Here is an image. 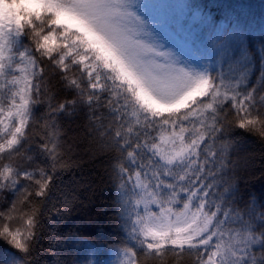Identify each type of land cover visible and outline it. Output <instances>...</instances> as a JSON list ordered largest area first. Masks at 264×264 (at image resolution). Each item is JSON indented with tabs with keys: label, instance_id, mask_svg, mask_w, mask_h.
<instances>
[{
	"label": "snow or ice",
	"instance_id": "snow-or-ice-1",
	"mask_svg": "<svg viewBox=\"0 0 264 264\" xmlns=\"http://www.w3.org/2000/svg\"><path fill=\"white\" fill-rule=\"evenodd\" d=\"M195 23L211 27L195 4L0 0V92L11 91L0 101V198L12 197L0 210V242L16 250L4 264H36L42 219L73 167L62 115L82 116L101 152L116 154L120 215L148 253L179 256L187 246L197 264H264V202L241 196L230 158L236 129L264 141V47L249 87L246 31L217 33L209 49ZM17 156L27 167L12 163ZM18 205L28 208L22 226L13 224ZM80 244L95 256V244ZM114 251L126 258L119 264H135L131 249Z\"/></svg>",
	"mask_w": 264,
	"mask_h": 264
},
{
	"label": "trees",
	"instance_id": "trees-1",
	"mask_svg": "<svg viewBox=\"0 0 264 264\" xmlns=\"http://www.w3.org/2000/svg\"><path fill=\"white\" fill-rule=\"evenodd\" d=\"M187 4L198 5L211 16V27L199 23L193 25L199 29L200 38L209 49L214 47V42H220L216 38L217 33L224 35L237 25L246 31L247 46L254 60V71L248 86H255L261 66L258 49L264 47V0H187ZM238 58L239 53L234 54V59ZM212 60L214 65V57ZM44 63H48L46 59ZM223 70L233 79L238 75V70L235 73L229 72L227 63ZM216 71L218 69L214 66L213 74ZM50 74V68H45V76ZM10 96L11 91L5 89L0 92V101L6 105ZM41 111L42 106H36L37 115ZM60 121L62 151L65 158L71 157L73 167L62 174L53 203L47 206L48 216L42 219L41 238L35 249L36 264H88L89 259H94L96 264H119L126 258L118 255L114 249L122 248H129L136 253L135 264H197V250L185 248L178 256L174 250L168 248L161 258L154 253H148L129 236L127 224L130 221L126 222L121 217L116 202L118 192L113 179V157L116 154L101 152L97 141L83 127L82 116L62 115ZM187 123L186 121L185 124ZM39 127L37 124L38 130ZM233 135L238 136L239 140L230 152V158L235 165L240 194L245 200L254 195L264 202V141L241 129H236ZM39 136L37 131L34 138L39 141ZM76 142L80 144L77 145ZM30 151H35L34 144ZM12 163L27 167L22 156L14 157ZM11 198H0V210L8 207ZM66 201L71 202L68 209L63 207ZM18 209L13 224L22 226L21 217L28 208L18 205ZM56 209L60 211L57 212ZM139 239H143V236H139ZM81 240L90 241L97 246L94 257L81 246ZM15 252L9 245L0 242V264H4L10 254Z\"/></svg>",
	"mask_w": 264,
	"mask_h": 264
},
{
	"label": "rangeland",
	"instance_id": "rangeland-1",
	"mask_svg": "<svg viewBox=\"0 0 264 264\" xmlns=\"http://www.w3.org/2000/svg\"><path fill=\"white\" fill-rule=\"evenodd\" d=\"M145 2H147V3H160V4H171L170 3V0H145ZM173 2H174V4H185L186 3V0H173ZM155 16V14L154 13H146L145 14V18L146 19H150V18H152V17H154ZM157 32H159L160 31V29L159 28H157V29H155ZM165 47L166 48H171V47H173V44H172V42L171 41H169L168 43H166V45H165ZM77 143V145H79L80 143L79 142H76ZM80 150V149H79ZM81 152V151H80ZM143 223L145 224V225H148V226H155V222H150V221H148V220H144L143 221ZM78 225H80L79 223H77Z\"/></svg>",
	"mask_w": 264,
	"mask_h": 264
}]
</instances>
